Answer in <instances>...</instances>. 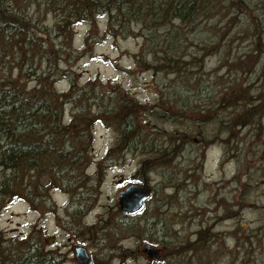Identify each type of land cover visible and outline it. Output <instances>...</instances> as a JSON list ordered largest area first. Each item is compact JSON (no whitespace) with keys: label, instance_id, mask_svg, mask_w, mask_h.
Segmentation results:
<instances>
[{"label":"rangeland","instance_id":"1","mask_svg":"<svg viewBox=\"0 0 264 264\" xmlns=\"http://www.w3.org/2000/svg\"><path fill=\"white\" fill-rule=\"evenodd\" d=\"M46 23L52 24L50 15ZM104 23L101 17L97 25L100 34ZM133 28L129 36H108L89 46L84 39L87 25H76L72 45L82 52L74 53L60 67L70 70L79 86L96 82L106 91L109 84L118 87L124 97H132L138 104L136 122L144 134L157 145L169 144L171 152L178 155L166 165L152 163L143 175L138 172L145 158L141 152H123L125 146L117 149L114 128L92 122L82 171L75 170L68 180L59 178V188H47L37 208L25 199L13 198L6 203L0 211L2 239L38 237L35 230L39 229L43 237L47 236L44 252H56L60 264H81L74 257L77 246L86 249L94 264H185L188 254L177 259L184 252L170 253L162 245L161 229L166 228L163 241L182 246V240L194 241L197 230L206 228L208 234L217 233V237L208 243L215 253L202 264H264V136L258 133L264 129V76L260 75L263 80L257 82L258 71L254 72L264 60L255 65L259 55L255 59L256 52L233 30L231 40H223L218 48L207 47L204 55L198 54L195 65L190 63L189 71L176 77L164 68L136 63L144 38L138 28ZM191 37L189 34L187 55L194 56L202 46ZM248 54L245 68L234 66L232 60H244L242 56ZM237 84L249 86L253 123L247 124L244 132L236 127L227 140L224 130L217 134L218 120L236 115L238 126L249 114L230 116L228 109L215 105L218 95ZM173 85L184 93L182 98L169 96ZM55 86L66 90L69 82L59 80ZM185 104L188 106L183 108ZM210 104L211 113L200 111ZM70 111L66 104L64 122L69 120ZM167 135L177 138L172 143L165 140ZM111 149L115 152L107 158ZM258 150L261 152L256 154ZM130 184L149 185L152 194L139 211L127 214L119 208L117 196ZM146 221H157V242L146 235L153 233L146 229ZM78 224L84 226L83 231ZM130 224L135 226L130 228ZM144 244L156 248L159 259L148 258Z\"/></svg>","mask_w":264,"mask_h":264},{"label":"trees","instance_id":"2","mask_svg":"<svg viewBox=\"0 0 264 264\" xmlns=\"http://www.w3.org/2000/svg\"><path fill=\"white\" fill-rule=\"evenodd\" d=\"M47 15L51 16V25L46 23ZM101 17L105 20L102 34L97 26ZM78 24L87 25L84 39L89 46L108 36L124 38L134 32L133 27L138 28L144 41L136 63L164 68L176 77L184 70L189 71L191 64L199 60L198 54L207 47L218 48L223 40H231L233 30L238 39H244L248 48L256 52L255 59L259 55L255 65L264 60V0H0V211L13 198L25 199L37 208L38 200L45 199L47 188H59V178L68 180L75 170L82 171L92 122L114 128L117 149L125 146L123 152H141L145 158L138 172L143 175L153 165L169 164L178 155L171 152L169 144L157 145L150 135L144 134L136 122L138 104L132 97H124L118 87L109 84L106 91L96 82L79 86L70 70L60 67L74 53L82 52L72 45V31ZM189 34L192 41L202 46L194 56L187 55ZM242 57L244 60H232L235 67L245 68L248 64L250 54ZM257 71L259 82L260 75L264 76V63L260 69L255 68L254 72ZM63 79L69 86L59 90L55 84ZM182 93L173 85L169 96L182 98ZM248 93L249 86L237 84L218 95L215 107L220 104L229 110L230 116L234 113L250 116L240 120L238 126L236 115L218 120L217 134L224 130L227 140L236 127L240 126V132H244L247 124L253 123ZM171 103L177 106L176 100ZM66 104L71 111L69 120L64 122ZM212 105L200 111L211 113ZM258 133L264 136V129ZM176 138L167 135L165 140L173 143ZM114 152L109 150L107 158ZM146 224V229L153 232H145L146 235L157 242V221ZM78 227L79 231L84 230L83 225ZM35 231L38 237L6 240L0 231V264H60L56 252H44L47 236L43 237L39 229ZM161 231L160 242L170 253L184 252L177 259L188 254L185 264H195V260L202 264L215 253L209 250L208 243L217 233L208 234L206 228L197 230L194 241L182 240V246L163 241L166 228ZM104 262L107 264V261L99 264Z\"/></svg>","mask_w":264,"mask_h":264},{"label":"water","instance_id":"3","mask_svg":"<svg viewBox=\"0 0 264 264\" xmlns=\"http://www.w3.org/2000/svg\"><path fill=\"white\" fill-rule=\"evenodd\" d=\"M150 193L151 188L148 185L131 184L118 192L117 202L119 208L127 213L137 211L149 197ZM143 251L148 258H159L158 250L151 245H145ZM74 253L76 260L81 264H92L85 248L76 247Z\"/></svg>","mask_w":264,"mask_h":264}]
</instances>
